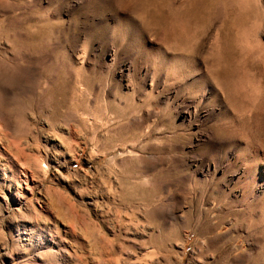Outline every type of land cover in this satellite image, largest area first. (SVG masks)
<instances>
[{"label":"rangeland","instance_id":"1","mask_svg":"<svg viewBox=\"0 0 264 264\" xmlns=\"http://www.w3.org/2000/svg\"><path fill=\"white\" fill-rule=\"evenodd\" d=\"M0 264H264V0H0Z\"/></svg>","mask_w":264,"mask_h":264},{"label":"bare ground","instance_id":"2","mask_svg":"<svg viewBox=\"0 0 264 264\" xmlns=\"http://www.w3.org/2000/svg\"><path fill=\"white\" fill-rule=\"evenodd\" d=\"M234 94V93H233Z\"/></svg>","mask_w":264,"mask_h":264}]
</instances>
